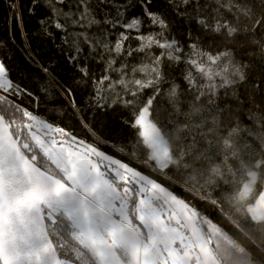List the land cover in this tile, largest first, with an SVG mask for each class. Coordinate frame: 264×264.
Masks as SVG:
<instances>
[{"label":"snow or ice","instance_id":"6c2138e0","mask_svg":"<svg viewBox=\"0 0 264 264\" xmlns=\"http://www.w3.org/2000/svg\"><path fill=\"white\" fill-rule=\"evenodd\" d=\"M9 10L0 264L180 259L157 245L205 216L195 162L235 153L234 139L264 146V0H11Z\"/></svg>","mask_w":264,"mask_h":264},{"label":"trees","instance_id":"16d2710c","mask_svg":"<svg viewBox=\"0 0 264 264\" xmlns=\"http://www.w3.org/2000/svg\"><path fill=\"white\" fill-rule=\"evenodd\" d=\"M11 0H0V38L7 39V30L9 26L15 28L13 15L9 10ZM34 24L31 17L25 15L24 25L29 28ZM16 43H20L19 33H16ZM25 75L29 77L26 83L30 87H35L37 75L34 70L28 69ZM61 76L65 75L62 71ZM69 84H72L69 79ZM81 94L77 95V102L81 100ZM57 107L66 109L68 115L63 117L66 125L77 128L75 119L72 118L71 110L67 107L63 98H58ZM52 105L40 101V114H45L48 109V119L51 116ZM161 119L164 118V112L159 113ZM60 123V121H54ZM231 124V120L228 121ZM215 136L216 133H213ZM114 138H118L114 134ZM251 145L244 148L242 142L233 141L236 148L235 153L228 152L226 155L221 152L222 159L212 157L209 160H198L196 165H203V176L192 181L196 188V195L202 196L208 202H202L196 199L194 203L202 210L205 216L197 218V223L203 232L210 249L216 259L217 264H264V217L255 218L249 211L248 206L258 197L264 187V146L258 148ZM139 164V161L137 162ZM256 169L258 177L255 185L248 197L242 198V189L249 179L251 170ZM176 193L192 200L187 192L179 188L174 189ZM204 193L208 195L204 196ZM210 217L211 219H208ZM184 227V226H183ZM184 230L186 231L185 227ZM187 234V231H186Z\"/></svg>","mask_w":264,"mask_h":264},{"label":"rangeland","instance_id":"374dc122","mask_svg":"<svg viewBox=\"0 0 264 264\" xmlns=\"http://www.w3.org/2000/svg\"><path fill=\"white\" fill-rule=\"evenodd\" d=\"M257 177H258L257 170L256 169L251 170L249 173V179L247 180V182L245 183V185L242 189V193H241L242 198H246L249 196V194L251 193V191L255 185ZM248 209H249L250 213L255 218L264 217V187H263L261 193L258 195V197L253 201V203H251L248 206ZM177 223H179V222H177ZM184 231H185L184 227L183 226L180 227L179 229H177V235H176L175 239L168 240L167 242H161L157 246L158 247L164 246L167 251L169 249L176 248L175 247L176 245L174 243L181 246V251H179V253H178L180 259L169 257L170 260L173 262V264H202L200 261V258L198 256L197 251L195 250V253L193 251V253L196 255V256H194V254L192 253V250H194V249H192L187 244V242L185 241V236H184L185 232ZM188 241L190 242L189 236H188ZM190 244H191V242H190ZM191 246H192V244H191Z\"/></svg>","mask_w":264,"mask_h":264},{"label":"water","instance_id":"95a60500","mask_svg":"<svg viewBox=\"0 0 264 264\" xmlns=\"http://www.w3.org/2000/svg\"><path fill=\"white\" fill-rule=\"evenodd\" d=\"M40 198H41L40 193L35 192L33 193V196L31 199L35 201ZM185 227L187 228L191 236V239L200 255L202 263L203 264H217L216 259L210 249V246L197 223V218H193V220L186 223Z\"/></svg>","mask_w":264,"mask_h":264},{"label":"flooded vegetation","instance_id":"af4514ba","mask_svg":"<svg viewBox=\"0 0 264 264\" xmlns=\"http://www.w3.org/2000/svg\"><path fill=\"white\" fill-rule=\"evenodd\" d=\"M106 151H109V149H106ZM113 155H116V153H112ZM120 158L121 159H126V157L125 156H120ZM136 166H139V164L138 163H136ZM184 227H185V225H183ZM185 229H186V231H187V234H186V231H184L185 232V234H184V236H185V241L187 242V244L192 248V249H194V250H192V253H193V251H194V253H195V250L197 251V249H196V247H195V245H194V243H193V241H192V239H191V236H190V234H189V232H188V230H187V228L185 227ZM188 236H189V238H190V242H191V244H192V246H191V244H190V242L188 241ZM177 242V241H176ZM175 245V247L176 248H178V249H180V251H181V246H179L178 244H176V243H174ZM160 248H162V249H164V252L166 253L167 252V250H166V248L164 247V246H160ZM154 251H155V248H154ZM193 253V254H194ZM197 253H198V251H197ZM194 256H196L195 254H194ZM198 256H199V258H200V255H199V253H198ZM161 257L163 258V259H166L167 261H168V264H173V262L170 260V258L168 257V256H166L164 253H161ZM200 261H201V263H202V260H201V258H200ZM203 264V263H202Z\"/></svg>","mask_w":264,"mask_h":264}]
</instances>
